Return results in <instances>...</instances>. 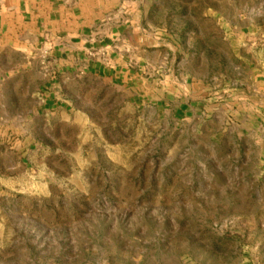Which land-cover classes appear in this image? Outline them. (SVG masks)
I'll return each instance as SVG.
<instances>
[{
    "label": "rangeland",
    "instance_id": "1",
    "mask_svg": "<svg viewBox=\"0 0 264 264\" xmlns=\"http://www.w3.org/2000/svg\"><path fill=\"white\" fill-rule=\"evenodd\" d=\"M145 9L135 87L75 77L69 120L25 97L0 121V169L23 178L0 264H264V0Z\"/></svg>",
    "mask_w": 264,
    "mask_h": 264
},
{
    "label": "crops",
    "instance_id": "2",
    "mask_svg": "<svg viewBox=\"0 0 264 264\" xmlns=\"http://www.w3.org/2000/svg\"><path fill=\"white\" fill-rule=\"evenodd\" d=\"M149 1L0 0V121L21 118L25 97L36 105L34 119L69 120L61 93L75 77L115 90L135 87V51H152L153 46L151 9H145ZM32 85L36 87L31 91ZM14 98L16 115L10 113ZM5 135L0 126V136ZM12 148L30 153L19 137ZM2 173L0 169V199H9L18 194L23 178ZM14 231L0 208V254L2 241L9 237L3 233Z\"/></svg>",
    "mask_w": 264,
    "mask_h": 264
}]
</instances>
